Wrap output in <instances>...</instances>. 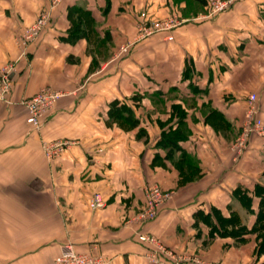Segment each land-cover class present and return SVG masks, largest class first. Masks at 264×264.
<instances>
[{"label":"crops","instance_id":"obj_1","mask_svg":"<svg viewBox=\"0 0 264 264\" xmlns=\"http://www.w3.org/2000/svg\"><path fill=\"white\" fill-rule=\"evenodd\" d=\"M205 13L204 0H0V67L14 66L0 264H55L64 242L106 264H264V136L234 145L250 93L264 121V0ZM172 15L176 28L138 37ZM45 86L65 94L35 130L20 100ZM51 139L69 141L53 160ZM150 184L172 196L140 223ZM138 233L162 245L156 260Z\"/></svg>","mask_w":264,"mask_h":264},{"label":"built area","instance_id":"obj_2","mask_svg":"<svg viewBox=\"0 0 264 264\" xmlns=\"http://www.w3.org/2000/svg\"><path fill=\"white\" fill-rule=\"evenodd\" d=\"M206 13L204 16H211L216 13L224 12L230 8L235 0H205ZM47 13L42 12L35 19L32 25L26 30L25 38H30L38 35L41 29L46 25ZM181 23V20L175 16H169L163 19H156L147 25L145 22L137 24L138 37H147L157 32H169L176 28ZM167 39H172L170 33L167 34ZM130 43L120 46V53H127ZM14 73L13 64H5L0 67V100L4 94L11 88L12 75ZM63 91L53 89L49 86L40 88L38 91L29 97L22 98L21 103L26 109V122L34 129H39L42 126L44 115L51 110L55 102L63 96ZM257 134L264 136V121L258 116V106L256 103V94L250 93L247 97V107L241 124L240 132L234 142L235 147L240 152L244 151L251 135ZM69 141L65 139H51L42 141L41 147L43 154L49 160L62 155L68 147ZM145 203L142 209L136 214V220L140 223H145L153 220L159 211L172 196L171 191L163 190L157 184H150L144 188ZM88 205L91 208H99L104 205V199L99 194L93 195ZM138 239L145 241L154 246V251L149 253L151 259H157L156 252L163 251L159 241L148 233H138ZM55 264H106L105 260L99 256H92L86 253L78 252L72 243L64 242L59 246L58 253L54 256Z\"/></svg>","mask_w":264,"mask_h":264},{"label":"rangeland","instance_id":"obj_3","mask_svg":"<svg viewBox=\"0 0 264 264\" xmlns=\"http://www.w3.org/2000/svg\"><path fill=\"white\" fill-rule=\"evenodd\" d=\"M11 88L4 94V96H3V98L0 100V102L1 101H5V102H7V103H11L12 102V98H11ZM21 101V100H20ZM31 126V125H30ZM32 127V126H31ZM32 129H34L33 127H32ZM36 130V129H35ZM38 130V129H37ZM41 149H42V147H41ZM45 156V155H44Z\"/></svg>","mask_w":264,"mask_h":264},{"label":"trees","instance_id":"obj_4","mask_svg":"<svg viewBox=\"0 0 264 264\" xmlns=\"http://www.w3.org/2000/svg\"><path fill=\"white\" fill-rule=\"evenodd\" d=\"M206 3V1L204 0V4Z\"/></svg>","mask_w":264,"mask_h":264}]
</instances>
